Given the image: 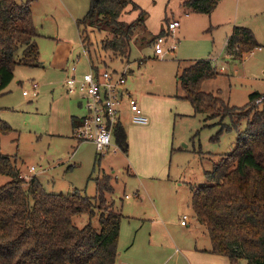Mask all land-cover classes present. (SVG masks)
<instances>
[{"label":"rangeland","instance_id":"rangeland-1","mask_svg":"<svg viewBox=\"0 0 264 264\" xmlns=\"http://www.w3.org/2000/svg\"><path fill=\"white\" fill-rule=\"evenodd\" d=\"M18 1H29L35 11V21L41 32L40 58L44 62L33 67L17 65L14 79L0 94V120L12 127L9 133L0 132V151L17 160L23 174L29 172L31 165L37 167L36 174L40 167L45 168L46 172L39 177L50 192L78 190L94 197L96 178L110 175L114 192L108 196L123 215L116 264H190L183 246L176 244L172 236L177 239L188 228L181 224L183 212L194 226L200 225L192 204V186L198 188L208 184L205 172L234 150L239 133L221 130L224 124H230V117L222 120L221 116L210 112L181 115L183 110H192L193 106L185 98L179 76L193 61L215 58L219 73L203 81L205 91L219 94L237 107L246 105L252 92H264V11L252 13L254 18L263 21L256 33L262 49L246 53L242 61L224 58L228 27L212 28L205 15L189 13L180 0H168L167 7H155L153 0L150 6L135 2L139 8L132 4L125 7L119 19L134 24L131 55L119 56L104 49L102 42L112 35L88 27L91 52L102 68L121 71L128 68L132 60L134 71L128 73L127 86L139 97L145 113L157 119L155 130L141 132L126 111L124 127L128 132V153L114 142L115 147L103 154L91 142L79 143L72 136L73 116H83L87 109L80 106L81 94L69 93L64 85L66 72L74 64L79 74L90 68L77 21L86 16L91 0H88L87 9V0ZM73 9L77 13L73 14ZM173 13L182 25L168 36L167 52L158 57L154 55L150 40L166 28ZM58 39L60 43L54 48ZM57 47L63 52V63H53ZM32 80L40 83L38 97L32 96ZM24 89L31 94L25 96ZM247 126L246 121L242 122L240 130H246ZM174 137V147L180 149L171 154ZM165 158L163 164L168 166V172L172 165V174L178 175L179 181L160 179L164 170L161 161ZM150 161L156 162L153 167L148 166ZM10 179L0 174V186ZM180 198L190 205L185 206L184 211L177 205ZM74 220L80 227L89 222L99 227L98 216L91 220L88 214H80ZM209 261L206 258L202 262Z\"/></svg>","mask_w":264,"mask_h":264},{"label":"trees","instance_id":"trees-1","mask_svg":"<svg viewBox=\"0 0 264 264\" xmlns=\"http://www.w3.org/2000/svg\"><path fill=\"white\" fill-rule=\"evenodd\" d=\"M221 1L185 0L184 5L191 12L210 14ZM128 4L139 8L132 0H91L86 16L77 21L96 72L104 68L91 52L87 29L109 32L112 38L102 42L103 48L127 56L134 24L119 17ZM164 33L161 31L150 42ZM38 36L29 1L0 0V94L14 79L17 65L40 64ZM258 47L260 43L252 29L235 26L225 52L233 60L242 61L246 53ZM218 73L212 59H199L179 76L195 114L210 112L222 120L230 117V124L223 123L221 130L239 133L234 150L205 172L208 184L192 186V204L197 220L209 235L210 252L228 257L231 264H264V98L257 103L264 92H252L243 107L232 106L219 94L202 88L204 80ZM260 104L263 108H259ZM81 121L73 116L74 127ZM245 121L248 126L241 131ZM11 131L12 127L0 120V132ZM115 138L127 154L128 132L120 122ZM20 172L17 160L0 151V174L11 177L0 186V264H116L123 215L108 196L114 192L110 175L96 178L97 193L89 197L78 190L50 192L37 176L27 181ZM80 214H88L91 220L98 216L99 227L92 222L78 226L74 217Z\"/></svg>","mask_w":264,"mask_h":264},{"label":"built area","instance_id":"built-area-1","mask_svg":"<svg viewBox=\"0 0 264 264\" xmlns=\"http://www.w3.org/2000/svg\"><path fill=\"white\" fill-rule=\"evenodd\" d=\"M181 27V21L172 18L165 28V33L158 35L153 42L154 53L157 56H164L167 52L165 44L168 36ZM73 75L67 79L69 93L81 94L82 105L87 109L80 124L74 127L73 136L79 141L91 142L100 153H107L114 146V135L116 125L120 122L121 111L126 103L131 111V121L138 125H148L150 117L145 113L139 100L133 95L127 86L128 70H112L104 68L100 72L90 71L78 75L76 66H72ZM32 96L39 93V83L32 81ZM23 94L29 96L31 92L24 89ZM264 97L257 102L261 103ZM37 167H29L28 173H21L20 177L30 180L35 176ZM188 216L185 215L182 224L187 223Z\"/></svg>","mask_w":264,"mask_h":264},{"label":"crops","instance_id":"crops-1","mask_svg":"<svg viewBox=\"0 0 264 264\" xmlns=\"http://www.w3.org/2000/svg\"><path fill=\"white\" fill-rule=\"evenodd\" d=\"M132 1L140 4L141 6H150L152 4V0H132ZM153 1L155 3V7H157V6H163V7L165 6V7H167V2H169L168 0H153ZM180 1L184 2L185 0H180ZM169 4H170V2L168 3V5ZM184 7L187 8L186 6H184ZM87 8H88V0H87V4H86V8L85 9H87ZM187 9H188L189 13H193V12L190 11L189 8H187ZM254 11H260V12L264 11V0H222L218 4V6L210 14H203V13H199V14H202V15L206 16V19H207L206 22L208 24H210L212 28L218 29V28L225 27V26L228 27L229 33H228L226 41H225V47H226L227 40L232 35L235 26L249 27L250 29H252L254 31V33L256 35L257 29H260V27H261L260 23H262L263 21H260L259 18H254L252 16V13ZM33 12H34V21H35V11L33 10ZM72 13L73 14L77 13V10L73 9ZM172 18H175L174 17V13H173V17H171L170 20ZM35 24H36V21H35ZM36 26H37V30H38V33H39V36L37 38V41H38V44H39V37L41 35V32H40L37 24H36ZM160 29H163V28H160ZM163 30H165V28ZM256 37H257V35H256ZM81 40H82V38H81ZM59 43H60L59 39L56 40L55 41L56 45L54 46V48H56L57 44H59ZM39 47H40V44H39ZM82 47H83L84 51L87 52V49L85 48V45H84L83 41H82ZM225 47H224V49H225ZM257 49H262V47L260 46V47L256 48V50ZM130 55H131V50H130ZM154 55H155V53H154ZM224 58L226 60L233 61L232 57L228 56L226 54V52H225V57ZM77 59L79 60L80 56H78ZM212 60L214 61V64L218 68L219 64L217 63L216 59L212 58ZM56 61H60L61 63H63L65 61V59L63 57V52L62 51L60 52L58 50V47H57V50L55 52V57L53 58V63H55ZM43 62L44 61H42L41 58H40V65L43 64ZM89 63H90V61H89ZM132 63L133 62L131 60V63L129 64V66L127 68V70H128L127 72L128 73L134 71L131 68ZM74 65L76 66L77 74L78 75H83L82 73H80V74L78 73V67H77L76 64H74ZM221 66H223V65H221ZM91 68L92 67H91V64H90V68H89L88 71H90ZM223 69H224V67H223ZM69 70L70 71L66 72V76H65V79H64L65 87L67 85V79L70 76L73 75V71L71 69H69ZM88 71H86V72H88ZM86 72H84V73H86ZM32 81H35V80H32ZM127 82H128V80H127ZM39 88H40V83H39ZM131 92L139 100V103L141 104V101H140L139 97L133 91H131ZM38 95H39V93H38ZM80 106H83L82 102H80ZM126 111H128L130 113V120H131V111H130V109L128 107V104L125 103L123 105V109L121 111V119H120V123H122L123 125H124V115H125ZM183 111L184 112L181 113V115H183V116H188V115L196 116L197 115V114H195L194 107H193L192 110L191 109H186V110H183ZM84 115L80 116V117H77V116H75V117H77L78 120H82ZM156 122H157V119L152 114V116L150 118V123L148 125H139L138 128H140L141 132L149 133V132L155 130ZM73 130H74V125L72 123V136H73ZM74 139H76V138L74 137ZM114 142L116 143L115 135H114ZM174 143H175V137H174V139H172L171 154H172L173 150L180 149V148L174 147ZM165 160H166V158L163 160V162L161 161V166L163 165V169L164 170H163V174L160 175V179L164 180V181H171V180L172 181H176V182L179 181L178 177H177L178 175L177 176H173V174H172V168H171L172 165L170 166L169 172H168V170H167L168 166L166 167L163 164L165 162ZM155 163H156L155 161L154 162L150 161L148 163V166L149 167H153L152 165H154ZM45 172H46V169L40 167V170H39L38 174H35V176H37L40 179L39 175L42 176V174L45 173ZM133 173L134 172H132V174ZM40 181L42 182L41 179H40ZM193 194H194V189L192 191V195ZM128 196L129 195L127 194V197ZM178 202L179 203L177 205H178V207L181 206L180 207L181 209L183 208L182 211L185 210V208H186L185 206H187V207L190 206L189 204L186 203V201L184 199L180 198ZM158 213H159V215H162V212H158ZM185 215H187V213L183 212L181 217H180L181 222L184 219ZM189 219L190 218H187V223L186 224H182L181 223L184 226H188V228L185 230V232L183 234H181V236L179 238H177V239L172 236V239H173V241L176 244H180V245L183 246V252H184L185 258L190 261V264H203L202 261L204 259H206V258H208V260H210L207 264H229L230 260H229L228 257L223 256V255H218V254H215V253H212V252L209 251L211 249V243L209 241L210 238H209V235H208V233L206 231V228L202 229L203 227H201V226H203V225L199 221L198 222H199L200 225L199 226H197V225L194 226L192 224V222L189 221ZM163 221L167 225L168 221H166L165 219ZM179 251H180V249H179Z\"/></svg>","mask_w":264,"mask_h":264}]
</instances>
